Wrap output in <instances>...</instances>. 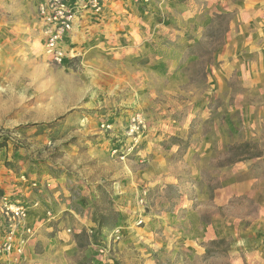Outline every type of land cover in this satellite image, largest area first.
Wrapping results in <instances>:
<instances>
[{
	"label": "rangeland",
	"instance_id": "1",
	"mask_svg": "<svg viewBox=\"0 0 264 264\" xmlns=\"http://www.w3.org/2000/svg\"><path fill=\"white\" fill-rule=\"evenodd\" d=\"M40 1L0 0V178L26 183L45 200H22L30 213L35 207L45 215L38 226L28 218L33 235L26 243L41 232L58 235L50 248L37 246L43 264H230L229 242L209 257L173 249L166 238L178 225L174 217L188 209L182 196L193 198L196 184L212 197L219 184L214 170L193 173L189 163L199 158L186 156L195 131L211 130L191 108L212 104L208 87L235 12L213 14L201 42L188 32L165 46L151 43L143 59L116 58L97 38L79 49L66 40L57 61L45 48ZM154 1L132 0L144 8ZM235 73L227 88L242 87ZM256 148L231 145L213 164L250 157ZM24 252L0 264L23 263Z\"/></svg>",
	"mask_w": 264,
	"mask_h": 264
},
{
	"label": "crops",
	"instance_id": "2",
	"mask_svg": "<svg viewBox=\"0 0 264 264\" xmlns=\"http://www.w3.org/2000/svg\"><path fill=\"white\" fill-rule=\"evenodd\" d=\"M85 1H69L77 14L67 36L69 47L79 49L84 46V41L98 38L108 41L104 44L121 60L143 59L147 50H151V43L164 45L167 40L180 41V36L188 32L193 41L201 42V30L211 24L213 14L235 12L224 37L225 44L216 57L218 66L213 68L211 75L208 91L214 93L212 104L208 101V107L202 108V104L195 102L191 108L192 118L200 114L199 118L204 119L202 125H210L211 130L206 133L195 131L186 156L199 158V161L189 163L193 173L214 170L219 176V184L212 197L209 190H200L196 184L194 187L198 190L193 198L182 196L188 209L183 210L185 214L173 216V223L178 225L172 228L173 235L166 239L173 249L185 248L197 253L205 252L203 243L225 239L229 242L230 264H264V0H156L149 8L134 5L132 0H104L100 12L84 8ZM235 72L242 87L227 88L225 85ZM218 97L221 105L215 110ZM204 111L206 115L202 117ZM246 143L257 146V151L250 157L247 155L231 164L221 162L214 166L213 159L216 161L217 157L228 154L231 145ZM62 189L65 194L69 192L67 187ZM1 195L11 201L24 198L39 201L41 205L45 202L38 189L0 178ZM55 197L54 202L58 200L56 194ZM195 201L198 203L192 207ZM209 207H213V211H206ZM33 208L30 222L38 226L45 215L41 208ZM4 220L0 211V226ZM2 235L3 228L0 227V239ZM57 237L56 233L46 237L42 232L38 234L27 243L20 264L45 263L37 254V246L41 242L47 243L45 248L48 249ZM15 256H18L17 252L0 260L8 262ZM9 264H15V261Z\"/></svg>",
	"mask_w": 264,
	"mask_h": 264
},
{
	"label": "built area",
	"instance_id": "3",
	"mask_svg": "<svg viewBox=\"0 0 264 264\" xmlns=\"http://www.w3.org/2000/svg\"><path fill=\"white\" fill-rule=\"evenodd\" d=\"M69 1L41 0L39 3V14L43 21L46 35L45 48L57 61H61L65 56L62 43L66 42L77 15L76 9L70 5ZM141 1L148 2L149 0ZM103 6L104 0H86L83 5L84 8L95 12L102 11ZM143 194L145 196L147 191H144ZM0 203L6 227L3 241L0 244V254L11 253L15 250L18 254H21L27 244L26 236L33 235L32 227L27 223L30 216V206L25 205L22 200H16L13 203L4 195L0 196ZM34 205L37 206L38 203L35 202ZM16 241L18 242L17 248L15 247Z\"/></svg>",
	"mask_w": 264,
	"mask_h": 264
},
{
	"label": "trees",
	"instance_id": "4",
	"mask_svg": "<svg viewBox=\"0 0 264 264\" xmlns=\"http://www.w3.org/2000/svg\"><path fill=\"white\" fill-rule=\"evenodd\" d=\"M246 147H247V149H249L251 147V143H246ZM226 244H227V241L225 239H218V240L210 241L208 244L204 245L205 248H208L207 251L205 250V254L208 255L209 257L217 256L220 253L214 251L212 248L220 247V246L226 245ZM85 264H94V263L86 261Z\"/></svg>",
	"mask_w": 264,
	"mask_h": 264
}]
</instances>
